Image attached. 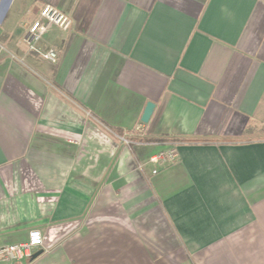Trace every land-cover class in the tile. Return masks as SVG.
Returning a JSON list of instances; mask_svg holds the SVG:
<instances>
[{"label": "crops", "instance_id": "0c3cea01", "mask_svg": "<svg viewBox=\"0 0 264 264\" xmlns=\"http://www.w3.org/2000/svg\"><path fill=\"white\" fill-rule=\"evenodd\" d=\"M31 229L0 264H264V0H0V249Z\"/></svg>", "mask_w": 264, "mask_h": 264}, {"label": "built area", "instance_id": "2783aa9c", "mask_svg": "<svg viewBox=\"0 0 264 264\" xmlns=\"http://www.w3.org/2000/svg\"><path fill=\"white\" fill-rule=\"evenodd\" d=\"M53 25L61 30H68L72 25V18L49 4L43 5L36 16L26 28L23 36V42L29 51H37V43L46 32L48 26ZM41 56L51 62H56L57 54L53 49H48L40 53ZM177 151L175 145L170 146L166 150L158 151L149 156L148 161L155 166L162 167L176 160ZM43 244V235L40 230L31 229L28 231L27 239L17 244H10L0 249V254L5 255L8 259L22 260L29 258L35 250Z\"/></svg>", "mask_w": 264, "mask_h": 264}, {"label": "water", "instance_id": "95a60500", "mask_svg": "<svg viewBox=\"0 0 264 264\" xmlns=\"http://www.w3.org/2000/svg\"><path fill=\"white\" fill-rule=\"evenodd\" d=\"M153 108H154V103H152V102H147V103H146L145 108H144V111H143L142 116H141V121H142V122L146 123V122L149 120ZM40 253H42V250H37L36 252H34V253L30 256V259H34V258L37 257Z\"/></svg>", "mask_w": 264, "mask_h": 264}]
</instances>
